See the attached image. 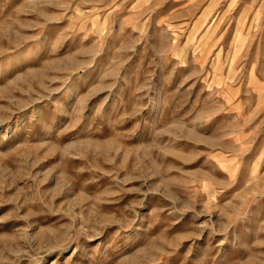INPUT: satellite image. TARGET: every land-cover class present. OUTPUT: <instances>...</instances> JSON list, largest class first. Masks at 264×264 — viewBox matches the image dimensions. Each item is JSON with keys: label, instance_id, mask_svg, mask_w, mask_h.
<instances>
[{"label": "rangeland", "instance_id": "obj_1", "mask_svg": "<svg viewBox=\"0 0 264 264\" xmlns=\"http://www.w3.org/2000/svg\"><path fill=\"white\" fill-rule=\"evenodd\" d=\"M133 1L0 0V264H264V0Z\"/></svg>", "mask_w": 264, "mask_h": 264}, {"label": "crops", "instance_id": "obj_2", "mask_svg": "<svg viewBox=\"0 0 264 264\" xmlns=\"http://www.w3.org/2000/svg\"><path fill=\"white\" fill-rule=\"evenodd\" d=\"M145 1H149V3L157 6V8H166L170 6L174 9L195 10L202 6L203 1L208 0H134L133 3H137L139 6H142V3Z\"/></svg>", "mask_w": 264, "mask_h": 264}]
</instances>
